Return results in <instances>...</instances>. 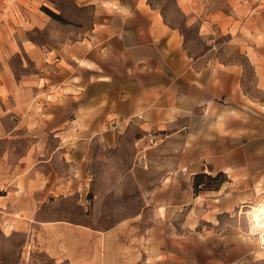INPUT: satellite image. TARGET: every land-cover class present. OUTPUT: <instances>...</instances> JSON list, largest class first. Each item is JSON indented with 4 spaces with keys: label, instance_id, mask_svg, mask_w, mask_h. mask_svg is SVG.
I'll use <instances>...</instances> for the list:
<instances>
[{
    "label": "rangeland",
    "instance_id": "374dc122",
    "mask_svg": "<svg viewBox=\"0 0 264 264\" xmlns=\"http://www.w3.org/2000/svg\"><path fill=\"white\" fill-rule=\"evenodd\" d=\"M97 1L0 0V264H55L43 251L47 235L49 243L59 240L67 249L76 243L74 230L84 228L99 236L115 229L110 236L121 245L151 234L160 242L159 264H173V256L178 264H223V240L240 247L232 264H264V243L248 230L264 187L245 179L235 188L224 175L194 177L189 192L193 198L227 187L222 194L227 204L210 200L208 208L203 199L192 203L191 197H184L186 190H180L177 199L184 203L165 205L170 190L158 185L166 174L150 170L152 148L146 138L139 151L131 152L126 145L120 151L97 149L89 141L57 136L70 113L56 92L73 74L74 44L87 37L97 20L91 5ZM146 1L167 11L193 54L203 52L197 23L186 27L174 0ZM202 5L203 13L219 10L231 17L251 10L264 13V0H203ZM258 16L256 24L264 25V14ZM210 35L222 38L214 31ZM255 97L264 100V94ZM131 133L139 135L136 129ZM142 149L149 160L146 170L136 161ZM115 166L134 169L135 177L128 175L121 186L125 173L113 171ZM138 175L144 188L141 183L137 187ZM153 196H161L162 203L143 204V197ZM208 212L222 217L208 222Z\"/></svg>",
    "mask_w": 264,
    "mask_h": 264
},
{
    "label": "crops",
    "instance_id": "0c3cea01",
    "mask_svg": "<svg viewBox=\"0 0 264 264\" xmlns=\"http://www.w3.org/2000/svg\"><path fill=\"white\" fill-rule=\"evenodd\" d=\"M97 2L91 4L97 20L87 37L74 44L73 74L56 92L70 113L57 136L89 141L97 149L120 151L126 145L135 152L145 145L147 132H157L162 142L149 150V168L166 174L158 185L170 190L165 205L183 204L177 199L180 190H186L184 197L192 203L203 199L208 208L210 200L226 205L222 194L227 187L191 196L194 177L201 174H222L235 188L245 179L264 187V100L255 97L264 94V25L256 24L263 11L231 17L219 10L203 13V0H174L186 27L196 22L204 42L203 52L193 54L190 41L165 9L146 0ZM213 31L222 38L211 37ZM133 129L139 135L133 136ZM112 169L125 173L121 186L134 171ZM140 183L145 182L138 175V188ZM160 200L143 197V204ZM207 217L216 221L222 214L208 212ZM114 230L101 236L87 228L74 230L76 243L67 249L59 240L49 243L47 235L43 251L55 264L160 263L157 237L139 236L121 245L110 236ZM223 244L219 262L236 263L240 247L227 246L226 240ZM173 264H178L174 256Z\"/></svg>",
    "mask_w": 264,
    "mask_h": 264
},
{
    "label": "bare ground",
    "instance_id": "6f19581e",
    "mask_svg": "<svg viewBox=\"0 0 264 264\" xmlns=\"http://www.w3.org/2000/svg\"><path fill=\"white\" fill-rule=\"evenodd\" d=\"M262 225H264V201L256 207L249 226L250 233L257 236L261 243H264V227Z\"/></svg>",
    "mask_w": 264,
    "mask_h": 264
},
{
    "label": "built area",
    "instance_id": "2783aa9c",
    "mask_svg": "<svg viewBox=\"0 0 264 264\" xmlns=\"http://www.w3.org/2000/svg\"><path fill=\"white\" fill-rule=\"evenodd\" d=\"M147 146L148 148H153L157 146L158 143L162 142L161 136L157 132L149 131L146 135ZM137 166L141 169H148L149 160L147 158L146 149L140 150L137 157Z\"/></svg>",
    "mask_w": 264,
    "mask_h": 264
},
{
    "label": "trees",
    "instance_id": "16d2710c",
    "mask_svg": "<svg viewBox=\"0 0 264 264\" xmlns=\"http://www.w3.org/2000/svg\"><path fill=\"white\" fill-rule=\"evenodd\" d=\"M220 175H222V174H218L216 176H220ZM200 176L203 177V178H211V176H209V175L201 174V175L195 176V179H198ZM197 185H198V183L195 182L194 186H197Z\"/></svg>",
    "mask_w": 264,
    "mask_h": 264
},
{
    "label": "clouds",
    "instance_id": "9594fccd",
    "mask_svg": "<svg viewBox=\"0 0 264 264\" xmlns=\"http://www.w3.org/2000/svg\"><path fill=\"white\" fill-rule=\"evenodd\" d=\"M262 227H264V225H262Z\"/></svg>",
    "mask_w": 264,
    "mask_h": 264
}]
</instances>
